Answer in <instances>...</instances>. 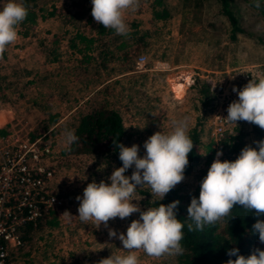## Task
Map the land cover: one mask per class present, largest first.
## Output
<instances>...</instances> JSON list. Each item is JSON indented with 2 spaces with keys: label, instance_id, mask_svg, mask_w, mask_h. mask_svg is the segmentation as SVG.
Returning <instances> with one entry per match:
<instances>
[{
  "label": "rangeland",
  "instance_id": "obj_1",
  "mask_svg": "<svg viewBox=\"0 0 264 264\" xmlns=\"http://www.w3.org/2000/svg\"><path fill=\"white\" fill-rule=\"evenodd\" d=\"M130 1L132 5L139 0ZM167 1L176 15L173 24L177 32L174 41L171 35L161 39L165 43L162 60L180 65L148 79L143 77L138 85L129 87L128 92L138 95L137 107L142 108V115L134 119L125 113L123 108L133 105L129 100L120 102L118 87H112L106 101L97 98L94 105L84 107L87 111L98 106L115 110L121 107L127 175L136 187L155 196L162 193L165 178L175 169L182 136L195 123L203 154V145L209 139L208 119L215 100L214 89L222 82L232 81L235 72L230 68L264 61V21L243 0L229 1L241 24L260 35V40L241 32L234 39L228 38L227 21L218 13L216 0ZM146 2L142 0L141 5ZM144 65L145 62L141 68ZM163 72L171 73L164 79ZM202 83L208 87L207 101L198 92ZM240 97L238 124L242 130L251 132L249 143L264 154L251 130L252 123L264 128V97L249 103ZM14 118L25 119L20 115ZM132 123L138 127H131ZM70 133L55 128V148L59 152L66 145H57V139L71 140ZM59 155L60 164L51 187L66 205L58 213L57 227L51 231L48 227L34 230L25 242L34 260L47 255L48 260L39 264H176L173 241L158 221L156 211L140 202L145 194L126 193L119 187L111 160L83 153ZM203 167L200 160L189 172L176 178L173 185L180 190L192 189ZM246 176L225 172V180L236 179L240 184Z\"/></svg>",
  "mask_w": 264,
  "mask_h": 264
},
{
  "label": "crops",
  "instance_id": "obj_2",
  "mask_svg": "<svg viewBox=\"0 0 264 264\" xmlns=\"http://www.w3.org/2000/svg\"><path fill=\"white\" fill-rule=\"evenodd\" d=\"M127 1L28 0L29 6L40 9V17L24 32L18 29L2 43L0 127L20 115L34 132L57 127L60 131L67 129L71 136L78 117L87 111L84 107L94 105L97 98L106 101L112 87L119 88L120 102H132L133 108H123L127 115L134 119L142 115V108L137 107L138 95L127 90L143 77L148 79L180 65L162 60L165 43L161 39L165 35L176 39V15L167 0H160L156 7H152L153 0H147L145 6L142 0L132 5ZM21 6V0H0L2 22L8 24ZM161 7L166 14L155 16L153 12ZM138 54L145 56L142 68L135 66ZM170 73L163 72L164 79ZM99 94L102 95L98 97ZM116 110L125 133L123 110ZM236 128L245 145L254 147L248 140L251 132L242 130L240 124ZM68 138L65 142L57 139V145L67 146ZM60 153L65 155L64 149ZM57 225L48 228L51 231ZM25 245L18 251L15 264L48 260L47 255L34 260L28 252L29 245Z\"/></svg>",
  "mask_w": 264,
  "mask_h": 264
},
{
  "label": "trees",
  "instance_id": "obj_3",
  "mask_svg": "<svg viewBox=\"0 0 264 264\" xmlns=\"http://www.w3.org/2000/svg\"><path fill=\"white\" fill-rule=\"evenodd\" d=\"M21 0L9 25H16L21 32L40 17L39 8L34 9ZM218 13L227 21L228 38L234 39L238 32L260 40V35L246 29L240 22L229 0H216ZM264 21V0H243ZM152 7L161 4L151 1ZM155 16L166 14L164 7L154 11ZM83 36H79L82 39ZM198 92L207 97L208 87L202 83ZM7 125L0 127L6 133ZM251 130L264 150V128L252 123ZM124 126L118 111L98 106L81 114L72 131L71 140L64 149L66 153L101 155L111 160L117 172L119 187L127 192L145 194L140 202L156 211L158 221L165 228L175 247L176 264H264V154L256 146L245 145L238 132L225 143L226 152H238L226 156L227 168L216 167L214 180L207 177L211 147H200L199 129L195 123L181 138V154L174 171L165 178L164 189L159 196L138 188L127 175L125 150L123 147ZM243 149L244 152L239 153ZM205 165L200 169L197 183L190 190H180L173 185L179 176L190 171L199 161ZM246 176L243 184L236 179L225 180V172ZM55 212L40 217L35 225L25 224L23 240L39 228L55 226Z\"/></svg>",
  "mask_w": 264,
  "mask_h": 264
},
{
  "label": "built area",
  "instance_id": "obj_4",
  "mask_svg": "<svg viewBox=\"0 0 264 264\" xmlns=\"http://www.w3.org/2000/svg\"><path fill=\"white\" fill-rule=\"evenodd\" d=\"M18 30L2 22L0 12V56L2 43ZM145 56L135 57V66L141 68ZM232 81L222 82L215 90L208 119L211 159L207 177L214 180L216 167L227 168L225 143L237 133L240 111L238 97L249 103L264 97V61L230 68ZM1 109V107H0ZM6 133L0 134V264H15L18 251L25 245L22 229L33 225L50 211L58 213L66 205L52 189V180L60 164L55 148V130L48 128L34 132L20 119L6 122ZM244 152L243 149L239 153Z\"/></svg>",
  "mask_w": 264,
  "mask_h": 264
}]
</instances>
